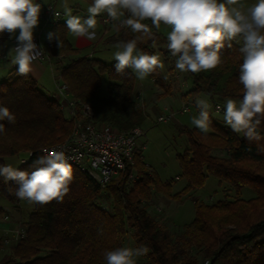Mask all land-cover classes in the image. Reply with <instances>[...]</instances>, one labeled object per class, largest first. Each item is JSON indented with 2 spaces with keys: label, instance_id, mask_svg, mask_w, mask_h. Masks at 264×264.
I'll use <instances>...</instances> for the list:
<instances>
[{
  "label": "trees",
  "instance_id": "1",
  "mask_svg": "<svg viewBox=\"0 0 264 264\" xmlns=\"http://www.w3.org/2000/svg\"><path fill=\"white\" fill-rule=\"evenodd\" d=\"M90 4L92 0H86ZM127 15V14H126ZM151 27V21H144ZM49 32L59 36V48L54 37L47 41L54 57L72 60L59 67V74L77 100V106L90 105L97 123H108L120 130L142 127L149 113L137 105L136 76L131 69L118 73L117 61L79 55L80 49L69 39L66 21L55 22ZM153 39L142 37L138 48L148 54L161 53L170 70L175 69V57L167 49V33L152 28ZM121 28L109 35L107 44H118L136 38ZM0 35V40L8 38ZM240 44L233 41L221 49L223 63L215 70L194 74L188 72L192 88L187 96L205 94L210 98L242 99L239 84ZM78 55V56H77ZM75 56V57H74ZM16 67L0 81V106L15 116L14 122L0 120V167L7 157L27 155L18 170L31 173L40 155V148L59 143L69 137L76 127V117L65 114L61 104L39 86L31 75H19ZM160 69L150 74L157 78ZM108 80V95H102L103 79ZM220 106V105H217ZM200 111V109H199ZM211 132L202 133L197 127L184 126L181 131L188 138V147L179 153L182 176L186 186L173 193L172 182L163 181L157 171L143 158L139 149L134 164L115 176L102 189L87 172L72 165L73 179L62 203L35 204L26 223L25 235L4 256L0 264H106L105 253L126 248L129 229L134 232L138 248H146L143 256L149 264H264V122L258 128L259 141L247 140L243 133L233 132L229 126L213 120ZM214 150L227 151L217 155ZM213 175L227 182L239 193L251 188L256 196L206 203L195 198V216L183 231L174 234L150 207L156 194L180 201L190 191L205 185ZM18 185L0 176V194L11 202ZM108 196L107 204L102 198ZM239 195V194H238ZM111 199V200H110ZM8 215L0 207V217ZM200 252L203 259L194 254Z\"/></svg>",
  "mask_w": 264,
  "mask_h": 264
},
{
  "label": "clouds",
  "instance_id": "2",
  "mask_svg": "<svg viewBox=\"0 0 264 264\" xmlns=\"http://www.w3.org/2000/svg\"><path fill=\"white\" fill-rule=\"evenodd\" d=\"M41 3L37 0H0V35L7 33L16 40L12 64L18 66V74L35 76L34 63L41 56V48L34 42V30L39 26ZM88 17L72 15L65 8L67 30L75 37L96 39L97 17L107 14L104 21L117 22L119 31L128 29L137 35L117 44L114 53L115 69L124 73L131 69L138 79L144 80L164 63L155 54L138 48L142 37L153 39L152 28L157 31L164 25L167 32V49L175 57V68L180 72L198 74L215 70L222 63L221 49L231 48L233 41L240 44L242 63L239 65L238 81L242 85V99H228L224 108V122L235 133H243L249 141L262 139L258 128L264 122V0H92L87 8ZM56 17L59 13H54ZM127 14V15H126ZM144 21H151V27ZM17 30L19 34L17 35ZM59 36L47 34L51 42ZM4 47L0 44V49ZM200 109L192 124L207 134L210 127L209 107L204 99L196 101ZM10 123L15 116L7 107L0 106V120ZM4 125L0 123V132ZM258 150L264 145H258ZM31 173L11 165L0 167L5 181H14L18 188L15 195L31 204L46 205L53 201L62 203L69 192L73 179L72 165L63 151L40 156ZM146 248H118L105 253L106 264H136L134 257L146 254Z\"/></svg>",
  "mask_w": 264,
  "mask_h": 264
},
{
  "label": "rangeland",
  "instance_id": "3",
  "mask_svg": "<svg viewBox=\"0 0 264 264\" xmlns=\"http://www.w3.org/2000/svg\"><path fill=\"white\" fill-rule=\"evenodd\" d=\"M49 1L54 5L57 4V7L55 6L57 9H61V20L63 21H66V19L68 18L65 15L66 7L72 10V15H78L83 19H86L88 17L87 8L91 5L86 0ZM105 15L107 14H101L97 17L96 33H98L99 35L95 40H93V46H91L89 49L81 50L80 54H82V52L84 54L94 53V55L98 58L106 60L107 62H111L116 61L114 59V53L120 49L117 48V44H107L106 42H103L105 40H102L104 38V35L102 36V31H104L105 28L102 22V18ZM116 23L117 22L111 24L108 27L111 28V31L108 33V35L116 33L117 28L114 26ZM163 27L165 31L163 30ZM161 30L166 33L170 31V29L164 25L161 26ZM68 35L71 38V41L74 42V35L70 32L68 33ZM46 43L47 32L45 30L42 33V44L45 46ZM157 55L164 63V68L160 69L158 77L155 78L156 80L158 79L160 81L154 83V78H152L150 75L144 80H140L136 76L137 81L142 84V91L140 92V94L139 92H136V94H139V98L137 97L135 99H138L137 103H140L141 105L144 104V107L141 106L144 109L145 106L149 107L150 105L157 103L162 107V110H166L164 109L166 105L174 108L173 110L168 108V111L163 113L170 114L174 112L175 114L173 118L167 119L166 121H159L155 113L153 111H149L150 115L145 120L142 126L143 130L146 132V146L142 150V153L144 160L157 171L163 181L172 182V191L173 193H176L181 191L186 186V179L182 176V168L180 166L178 156L179 153H183V151L188 147L189 143L186 134L181 131V128H183L184 126H178L174 118L177 117L185 126L196 127L192 124V118L198 117L200 112L199 108H197L196 101L198 99H204L210 105L208 109L209 116L213 120L225 124L223 116L226 101L228 99H233L239 102L240 100L235 98L222 97H215L214 99H212L205 94H200L198 96H187L186 94H183V92H186L190 88V86L192 87V82L189 79L188 74L180 72L176 68L174 70H170L165 63L162 54L158 52ZM0 80L3 79L1 78ZM107 82L108 80L104 78L103 87L106 86ZM160 82H162L163 85H160ZM167 85L171 86L169 90L167 88ZM47 95L49 94L47 93ZM183 97L185 98V102L189 103L188 105L190 108L184 113L180 111ZM160 98L162 99L159 100ZM217 105H220L221 109H218ZM161 113H159V115ZM211 131L212 128L210 125L208 132ZM214 153L217 155H227V151L221 152L219 150H215ZM25 157L26 154L24 153L7 157L5 159V165H11L13 168L17 169L23 162L22 159H24ZM238 196L247 199L256 196V194L251 188L247 187L243 188L239 193H237L236 190L232 188L231 185H229V183H220L217 177L210 175L204 186L190 191L188 194L184 195L180 201L170 199L172 201V204L169 206L164 202L161 204L157 202L154 205L155 208L158 207L157 211L154 209L152 210V208H150V210L158 218H160V220L165 225H167V227L170 228V230L174 234H178L183 231L185 224L191 222L195 216V198L206 203H215L219 200H231ZM167 198L168 197L164 195V200L166 202H168ZM106 205L108 204L106 203ZM34 206L35 204H31L26 200L11 202L7 197L0 194V207L4 208L8 212V215L0 217V221L8 220L11 221V223H14V227L8 229L7 231L2 230L0 225V260L4 256L11 254L13 246H15L20 238L25 235L26 223L31 212H33L34 210ZM133 236L134 232L129 229V235L125 240L126 248H138V245L136 244ZM194 254H196L200 260L203 259L200 252L195 250ZM134 259L136 260V264H149L147 259L143 255L134 257Z\"/></svg>",
  "mask_w": 264,
  "mask_h": 264
},
{
  "label": "built area",
  "instance_id": "4",
  "mask_svg": "<svg viewBox=\"0 0 264 264\" xmlns=\"http://www.w3.org/2000/svg\"><path fill=\"white\" fill-rule=\"evenodd\" d=\"M54 13H59L56 17ZM62 13L56 10L54 5H48L43 17L48 22H57L61 19ZM107 15L102 18L105 28L115 23H105ZM34 42L41 48V56L37 61L47 57V52L42 44L41 34H34ZM15 47V45H14ZM62 106L65 114L69 117H76V127L73 133L65 140L40 148V155L54 151H63L70 164L76 165L91 175L105 189L107 184L117 176L128 165L134 164V158L139 149L146 146V133L142 127L136 126L129 130H120L108 123H97L93 119V111L90 105L84 104L81 108L77 106V100L71 94L69 87L63 81L58 83L55 94L51 95ZM139 98V95L137 96ZM137 105L142 106L140 103ZM221 109V106H217ZM183 111H188L184 107ZM175 113H161L159 121H166L173 118ZM33 152H28L23 162ZM108 196L104 195L103 203H107ZM109 202V201H108ZM24 236V235H23ZM203 264H208L205 261Z\"/></svg>",
  "mask_w": 264,
  "mask_h": 264
},
{
  "label": "crops",
  "instance_id": "5",
  "mask_svg": "<svg viewBox=\"0 0 264 264\" xmlns=\"http://www.w3.org/2000/svg\"><path fill=\"white\" fill-rule=\"evenodd\" d=\"M37 2L41 3L42 10H41V14H40V23H39V26L34 30V34H41V37H42V33L46 30V32L48 34L50 29H51V26L54 24V22H48V21H46L43 18L44 11H45V9H46V7L48 5H51V4L54 5V4L52 2H50L49 0H37ZM221 2H222V0H221ZM253 2H254V0H247V3H249V4H251ZM54 6L57 7V4L54 5ZM56 10L61 12L60 8H58V9L56 8ZM163 30L165 31L164 27H163ZM110 31H111V28H104V31H102V36L104 35L103 36L104 38L102 37L103 38L102 40H105L109 36L108 33ZM18 34H19V30H17V35ZM96 34H97L96 35V37H97L99 34L98 33H96ZM69 39L71 41L70 37H69ZM73 39H74V42H72V41L71 42L74 44V46L79 48L80 51L83 50V49H89L94 44L93 40L89 41L86 38H82V37H75L74 38V36H73ZM47 41H48V39H47ZM103 42H105V41H103ZM0 44L4 45V47L2 49H0V79L1 78L5 79V78H7L10 75V73H12V71L16 67H18L17 65H13L12 64V59L14 58V55H15L13 49H14V45L16 44V40H15L14 37L10 38L8 36L7 39H5L3 41L0 40ZM44 48H45V50L47 52V57L45 59H43V60L36 61L34 63L35 76H33L32 74L31 75L38 81L39 86L42 88V90L43 91L46 90L45 92L48 93L51 96V95L55 94V92L57 90L58 83L62 82V79H61L60 74H59V67L69 63L72 60V57L63 58V57H54V56H52L50 54L49 50H48V44L47 43L44 46ZM79 55H88L89 57L98 58L97 56L94 55V53L84 54L82 52V54H79ZM104 61H106V60H104ZM111 62H113V61H111ZM135 76H136V74H135ZM136 81H137V78H136ZM158 81H160V80H158V79L156 80L154 78V83H157ZM160 83H159L160 85H163L162 82H160ZM107 84H108V82H107ZM107 84H106L105 87H103L102 95H108V85ZM170 87H171L170 85H167L168 90L170 89ZM191 88L192 87L190 86V88L186 92H183V94H186ZM141 91H142V84L137 81L136 92H139V94H140ZM165 94H167V93H165ZM161 99L162 98H160L159 100H161ZM182 100H183V102L181 104L180 111L182 113H184V112H186V111H183V108L185 106L188 107V110L190 108H189V105H188L189 103L185 102V98L184 97L182 98ZM196 105H197V103H196ZM142 106L144 107V104ZM168 108L171 109V110L174 109V108L169 107V106L166 105L165 108H164L166 110H162V107L159 106L157 103H155L153 105H150L149 107L145 106L146 111H148V113H149V111H153L155 113V115L157 116V118H158L159 113H161V112L163 113V112L168 111L167 110ZM197 108H199V107L197 106ZM174 119H175V122H176V124L178 126H180V127L185 126L177 117H175ZM157 195H159V196H157ZM157 195H155L154 199H153L155 204L157 202L160 203V204L164 202L168 206L172 204V201L170 199L167 198L168 202H166L164 200V195H161V194H157ZM150 208H152V210L154 209V210L157 211L158 207L155 208L154 206H152ZM0 225H1L2 230H4V231H7L8 229H11L12 227H14V223H11V221H8V220L7 221H4V220L0 221Z\"/></svg>",
  "mask_w": 264,
  "mask_h": 264
}]
</instances>
